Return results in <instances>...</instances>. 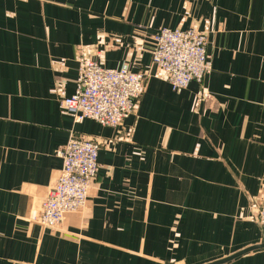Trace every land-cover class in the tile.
I'll return each instance as SVG.
<instances>
[{"label": "crops", "instance_id": "1", "mask_svg": "<svg viewBox=\"0 0 264 264\" xmlns=\"http://www.w3.org/2000/svg\"><path fill=\"white\" fill-rule=\"evenodd\" d=\"M162 27L204 31L212 70L173 90ZM81 57L151 69L118 127L61 109ZM76 134L101 143L86 205L38 219ZM264 0H0V264H213L257 246ZM222 264H264V247Z\"/></svg>", "mask_w": 264, "mask_h": 264}, {"label": "built area", "instance_id": "2", "mask_svg": "<svg viewBox=\"0 0 264 264\" xmlns=\"http://www.w3.org/2000/svg\"><path fill=\"white\" fill-rule=\"evenodd\" d=\"M154 40L152 64L162 71L173 90L185 89L192 81L202 83L211 71L212 55L204 31L162 27ZM149 75L151 69L108 68L95 58L81 57L75 92L63 97L61 109L76 122L91 119L103 126L118 127L136 112ZM101 147L95 139L71 135L58 152L63 167L43 202L40 222L57 226L66 215L86 205L99 173ZM256 208L264 243V194L257 199Z\"/></svg>", "mask_w": 264, "mask_h": 264}, {"label": "water", "instance_id": "3", "mask_svg": "<svg viewBox=\"0 0 264 264\" xmlns=\"http://www.w3.org/2000/svg\"><path fill=\"white\" fill-rule=\"evenodd\" d=\"M263 247H264V243H260V244L257 245V246L251 247V248H249V249H245V250H243V251L237 253L236 255H232L231 257H228V258H226V259H222V260H220V261H218V262H216V263H213V264H222V263H225V262H227V261H229V260H231V259H233V258H235V257H237V256H239V255H242V254H244V253H247V252H249V251H251V250H254V249H256V248H263Z\"/></svg>", "mask_w": 264, "mask_h": 264}, {"label": "rangeland", "instance_id": "4", "mask_svg": "<svg viewBox=\"0 0 264 264\" xmlns=\"http://www.w3.org/2000/svg\"><path fill=\"white\" fill-rule=\"evenodd\" d=\"M156 33H157V32H156ZM156 33H155V34H156ZM211 70H212V69H211ZM45 198H46V197H45ZM45 198H44L43 201H42V205H41V214H42V206H43V202H44ZM40 217H41V215L39 216V218H40ZM39 218H38V219H39ZM49 227H50V226H49ZM261 243H263V242H261Z\"/></svg>", "mask_w": 264, "mask_h": 264}]
</instances>
